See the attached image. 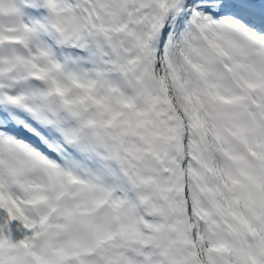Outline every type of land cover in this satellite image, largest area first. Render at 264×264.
Here are the masks:
<instances>
[{
    "label": "snow or ice",
    "instance_id": "obj_1",
    "mask_svg": "<svg viewBox=\"0 0 264 264\" xmlns=\"http://www.w3.org/2000/svg\"><path fill=\"white\" fill-rule=\"evenodd\" d=\"M0 264H264V0H0Z\"/></svg>",
    "mask_w": 264,
    "mask_h": 264
}]
</instances>
